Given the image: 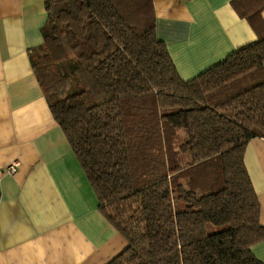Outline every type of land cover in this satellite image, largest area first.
<instances>
[{
	"label": "trees",
	"instance_id": "trees-1",
	"mask_svg": "<svg viewBox=\"0 0 264 264\" xmlns=\"http://www.w3.org/2000/svg\"><path fill=\"white\" fill-rule=\"evenodd\" d=\"M238 2L257 25L264 3ZM46 10L32 64L100 210L128 240L108 264H264L245 163L264 137V32L184 80L152 0H46Z\"/></svg>",
	"mask_w": 264,
	"mask_h": 264
},
{
	"label": "crops",
	"instance_id": "crops-1",
	"mask_svg": "<svg viewBox=\"0 0 264 264\" xmlns=\"http://www.w3.org/2000/svg\"><path fill=\"white\" fill-rule=\"evenodd\" d=\"M264 0H152L158 37L184 80L264 32L234 6ZM46 0H0V264H108L128 246L99 208L98 195L54 118L31 58L44 42ZM19 162L15 174L7 166ZM245 163L264 226V137ZM264 262V241L253 246Z\"/></svg>",
	"mask_w": 264,
	"mask_h": 264
},
{
	"label": "built area",
	"instance_id": "built-area-1",
	"mask_svg": "<svg viewBox=\"0 0 264 264\" xmlns=\"http://www.w3.org/2000/svg\"><path fill=\"white\" fill-rule=\"evenodd\" d=\"M19 165H20L19 162H14L8 165L6 169L7 173L15 174L18 171ZM0 201H1V197H0Z\"/></svg>",
	"mask_w": 264,
	"mask_h": 264
},
{
	"label": "rangeland",
	"instance_id": "rangeland-1",
	"mask_svg": "<svg viewBox=\"0 0 264 264\" xmlns=\"http://www.w3.org/2000/svg\"><path fill=\"white\" fill-rule=\"evenodd\" d=\"M179 135L182 137V141L183 140H185V139H187V130L186 129H181V130H179Z\"/></svg>",
	"mask_w": 264,
	"mask_h": 264
}]
</instances>
